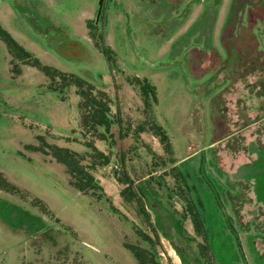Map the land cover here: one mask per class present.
Here are the masks:
<instances>
[{"label": "rangeland", "instance_id": "1", "mask_svg": "<svg viewBox=\"0 0 264 264\" xmlns=\"http://www.w3.org/2000/svg\"><path fill=\"white\" fill-rule=\"evenodd\" d=\"M254 12L236 0H104L101 8L100 0H0L3 28L44 65L108 92L127 135L115 126L113 141L98 142L103 150L114 145L117 156L93 173L104 188L102 200L70 187L64 166L31 146L87 151L75 89L64 95L51 90L42 72L19 63L22 74L14 76L16 63L10 66L0 40V172L23 192L0 189V264H139L125 244L154 250L158 264H183L178 251L200 264L203 241L186 197L205 233H232L248 264H264L254 251L264 256V206L249 203V182L243 197L239 186L254 178V194L264 198V157L247 164L251 152L264 147V76L236 81L244 72L232 71L228 56L244 31L264 51V18L251 24ZM91 32L114 51L113 70ZM125 75L156 86L155 118L172 143L186 197L157 159L164 156L159 139L150 130L138 132L144 106ZM224 149L234 150V157ZM155 164L157 173L146 185ZM126 172L149 224L135 203L121 197L125 185L118 178ZM36 199L47 204L49 215L33 204ZM136 227L153 244L141 240Z\"/></svg>", "mask_w": 264, "mask_h": 264}, {"label": "trees", "instance_id": "2", "mask_svg": "<svg viewBox=\"0 0 264 264\" xmlns=\"http://www.w3.org/2000/svg\"><path fill=\"white\" fill-rule=\"evenodd\" d=\"M236 1L240 4L246 3L250 6L252 5L253 9H255V12L249 15L251 24H254L258 20L264 18V0ZM239 7H241V5H239ZM91 26L94 27L96 31V26L93 22ZM90 35L92 40L95 42L96 47L105 55L110 69L113 70V68L117 65L114 51L109 47H105L102 41V36L99 37L94 32H91ZM0 40L6 45L11 56L10 66H13L14 63H16L15 66L11 68V73L14 76L22 74V69H20L18 65H24L36 68L42 72L49 79L48 87L51 90L59 91L64 95L66 90L69 88L73 87L75 89L76 96L79 99V128L84 140L82 144L86 147L87 151L85 153H77L68 148H62L57 145L47 143H45V145L48 152H45L46 150L44 148L39 149L35 146H31V148L36 151L41 150L44 151V153L50 154L57 163L63 165L70 187L92 199H96L97 201L102 200L105 195V191L100 181L93 173L98 168L109 166L112 163V158H116L117 156L116 154H113V151L116 149L114 145V147L111 145L110 148L108 146V149L103 150L98 146V142L107 144L108 142L113 141V129L115 126H117L120 133L124 131L117 113L113 112L114 101L112 97L108 92L97 89L94 85L76 75L65 73L54 67L44 65L38 58L20 45L1 24ZM239 40H241V44L234 46L233 48H228V56L236 59L238 69L244 72L241 76L242 79L246 80L249 74L257 72L264 76V51L260 50L256 37L252 33L248 35V32L244 31ZM17 63L19 64L17 65ZM125 79L131 86L138 89L144 106L143 115L145 122L138 127V132H146L150 130L153 132L154 136L159 139V142L164 150V156L157 159L160 160L162 167L167 169V173L173 177L177 189L186 194V179L178 169V161L174 157V151L170 138L164 128L157 123L155 118L154 107L158 101L156 86L147 79H141L137 76L125 75ZM242 79L238 77L236 81H241ZM261 90L262 91L259 92V95L264 97V87H262ZM257 91H259V89H257ZM221 105V100L219 98L216 99L215 106L219 113ZM219 116L221 119L222 115L219 114ZM223 118H226V116ZM122 134L124 136L126 135L124 133ZM38 139L44 141L42 136ZM68 142H70L69 139ZM224 151H227L226 153H230L232 157L235 155L233 154L234 150L232 151V149H224ZM155 165L156 167H153L150 170L149 176L145 179L144 184H151V179L154 174L157 173L155 169H157L158 166L157 164ZM152 166L153 164L151 167ZM118 179L121 184L125 185V188L121 190V197H123L125 202L129 205L135 203L137 212L143 216L144 221L149 224L150 216L145 209V204L139 198V194H137L134 189V182L132 178L126 172L124 179ZM0 189L13 195L23 194L20 188L11 183L2 172H0ZM141 191L144 193V196L149 194L146 192V187L141 188ZM186 196L187 194L185 197ZM36 201L37 202L33 204L39 207L46 215H49L50 213L45 211V209L48 208L47 204L39 199H36ZM184 202L188 203V212L191 214V220L195 228V232L198 234L205 233L203 222L197 213L194 212L193 208L190 207L187 197L184 198ZM136 229L141 240L147 244H153L152 238L148 234L137 227ZM125 247L132 252L139 264H158L154 250L130 244H125ZM175 249L177 250V248Z\"/></svg>", "mask_w": 264, "mask_h": 264}, {"label": "flooded vegetation", "instance_id": "3", "mask_svg": "<svg viewBox=\"0 0 264 264\" xmlns=\"http://www.w3.org/2000/svg\"><path fill=\"white\" fill-rule=\"evenodd\" d=\"M236 59L231 60V65H232V71L236 69ZM258 73V72H257ZM257 73H251L247 76H257ZM244 80V79H242ZM260 89V88H258ZM263 108V107H262ZM261 149V150H260ZM259 151H252V155L249 156L248 163H256L257 161H260L264 157V147L260 148ZM263 153V154H262ZM253 155L256 156V158H253ZM239 156V155H238ZM237 156V157H238ZM240 157V156H239ZM252 157V158H250ZM244 184H240V193H242V197L244 196V192L242 188H244L245 184H248L249 182V187H251V190L247 191L249 193L251 201L249 203H255L257 206H264V198L260 197L259 195L254 194V188L256 184V180L254 178H249L246 177V179L242 180ZM240 198H238L239 200ZM242 201V198L240 199ZM241 205V203H239ZM238 214V213H237ZM238 216V215H237ZM239 220V218H238ZM240 221V220H239ZM196 233V232H195ZM196 235L202 239L203 243L200 244L199 246V255L200 259L203 261L201 262L200 260H197L198 262L200 261V264H248L246 261V257L243 251V246L241 244V241L239 240L240 244H236L234 238L232 237L233 234H225V233H220V234H211L214 235L211 237V235H208L207 233L203 234H198ZM254 249V248H253ZM258 260H261L264 258L262 254H258L256 249H254ZM179 255L181 257V260H183V264H190L187 262V260L184 259V254L180 251ZM186 258V257H185ZM187 259V258H186Z\"/></svg>", "mask_w": 264, "mask_h": 264}, {"label": "water", "instance_id": "4", "mask_svg": "<svg viewBox=\"0 0 264 264\" xmlns=\"http://www.w3.org/2000/svg\"><path fill=\"white\" fill-rule=\"evenodd\" d=\"M103 2H104V0H100V8H101ZM100 11H101V10H100Z\"/></svg>", "mask_w": 264, "mask_h": 264}]
</instances>
